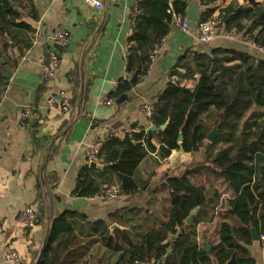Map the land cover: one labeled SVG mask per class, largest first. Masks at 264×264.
Masks as SVG:
<instances>
[{"label": "trees", "instance_id": "trees-1", "mask_svg": "<svg viewBox=\"0 0 264 264\" xmlns=\"http://www.w3.org/2000/svg\"><path fill=\"white\" fill-rule=\"evenodd\" d=\"M224 1L199 0L205 8L199 23L215 17L219 9V29L264 49V0H233L219 8ZM139 6L126 54L127 73L136 76L119 81L109 94L114 102L128 100L147 74L153 50L169 35L174 16L186 15L188 0H141ZM24 14L39 16L32 0H0V59L5 61H0V92L9 83L5 66L16 62L10 42L18 57L33 45L34 30L21 21ZM170 76L148 119L158 129L168 122L167 128L147 133L135 124L124 137L108 134L97 160L107 167L102 171L86 164L74 194L98 197L109 185L118 186L120 195H136L181 149L193 155L205 150L203 166L167 179L146 208L111 215L110 221L124 228L113 235L106 220L90 222L77 211H64L52 222L40 264H256L247 247L254 242L253 229L264 235V55L234 48L188 51ZM215 127L218 135L208 143ZM149 159L151 172L141 173ZM195 208L199 211L187 224ZM43 209L40 205L37 221Z\"/></svg>", "mask_w": 264, "mask_h": 264}, {"label": "crops", "instance_id": "crops-1", "mask_svg": "<svg viewBox=\"0 0 264 264\" xmlns=\"http://www.w3.org/2000/svg\"><path fill=\"white\" fill-rule=\"evenodd\" d=\"M32 1L39 16L32 19L24 14L21 21L34 30L33 45L18 57L15 44L10 42L14 44L10 48L16 62H12L13 68L6 65L12 72L11 79L6 77L5 66L9 83L0 92V264H10L5 261L10 249L25 257L27 264H35L53 220L66 210L77 211L90 222L106 220L111 226L117 224L110 221L111 215L128 208H146L155 190L167 179L203 166L205 150L195 155L177 151L156 169L150 183L136 195L102 200L74 194L79 172L88 164L85 152L91 141L111 133L124 137L135 124L137 130H147L151 125L141 109L154 104L166 89L171 70L186 52L234 48L257 57L264 55L260 49L247 45L241 36L231 39V32L223 28L218 29L209 44L203 45L198 25L205 8L199 0H188L182 18L190 30L183 31L173 22L161 44L162 53L152 60L147 74L127 95L128 100L106 104L111 91L128 75L126 50L135 22L133 0H100L103 10H97L86 0ZM232 1L225 0L219 8ZM218 13L219 9L214 16ZM58 30L64 31L68 39L63 48H56L51 38ZM52 49L60 58L59 73L46 82L43 68ZM50 94L69 98L71 108H49ZM28 109L29 119L23 120L22 114ZM153 144L159 146L156 140ZM151 166L150 159L142 163L141 173H150ZM210 181L216 185L221 182L212 177ZM230 195L227 191L226 197ZM34 204L44 209L41 218L27 228L19 217L27 206ZM247 248L256 264H264V241H254Z\"/></svg>", "mask_w": 264, "mask_h": 264}, {"label": "built area", "instance_id": "built-area-1", "mask_svg": "<svg viewBox=\"0 0 264 264\" xmlns=\"http://www.w3.org/2000/svg\"><path fill=\"white\" fill-rule=\"evenodd\" d=\"M87 3L92 5L97 10H103L104 6L100 0H86ZM141 0H133V17L134 19L140 14V4ZM174 22L179 24L183 31L188 32L190 30L189 24L183 21L182 16L175 15ZM222 25V20L217 16L204 21L198 25V31L200 36V42L203 45L209 44L217 35L219 27ZM239 35L236 32L229 33L231 39H236ZM53 42L56 43V48H63L67 45L68 39L64 31L58 30L52 35ZM244 42L252 47L260 49L264 53L263 48H259L253 44L251 39H245ZM127 51V50H126ZM163 51L161 45H157L152 52V60L159 56ZM60 67V58L56 54L55 50H50L47 58V62L43 68V78L46 82L53 80L59 73ZM106 104H111L112 100L107 98L105 100ZM60 105L62 109L68 111L71 108L69 98L67 97H58L56 94H50L47 100V106L53 108L54 106ZM153 104H148L142 107L141 112L147 118L150 119L154 114ZM30 116V110L24 111L22 114L23 120H28ZM104 139L95 137L91 143L88 145V148L85 152V158L88 163L96 162L98 160L99 154L103 148ZM120 196V189L118 186H109L105 185L102 189L100 196L102 200H114ZM21 223L25 227H31L38 219V206L36 204L27 206L19 217ZM261 241H264V235L261 236ZM5 261L10 264H27V259L22 255L18 254L15 250H8L5 255Z\"/></svg>", "mask_w": 264, "mask_h": 264}, {"label": "water", "instance_id": "water-1", "mask_svg": "<svg viewBox=\"0 0 264 264\" xmlns=\"http://www.w3.org/2000/svg\"><path fill=\"white\" fill-rule=\"evenodd\" d=\"M10 46H11V48H14V44H13V43H10ZM3 63H4V62H3ZM135 76H136V74H133V75H126V78H127V79H130V78H134ZM6 77H7V79H11V77H12V72H11V70L9 69V67H7V66H6ZM125 99H126L125 97L122 98L121 100L118 101V103H122L123 100H125ZM167 126H168V122H167L165 125H163L160 129L155 128L154 126H150V127L147 129V133L164 131V130L167 128ZM217 127H218V126H217ZM217 127H215V128L213 129V131L210 132V133L208 134V136H207V142H208V143H213V142L215 141V139H216V137H217V135H218V131H217L218 128H217ZM179 140H180V142L182 143V141H183L182 136H180ZM181 153L184 154V153H185L184 150L181 149ZM89 165H90V167L93 168V169H98V170H102V171L107 167L106 164H101V163H99V162H97V161H96V162H90ZM198 211H199V208H195V209L193 210V212L191 213V215H190V216L188 217V219L186 220V223H187V224H191V222H192L194 216L198 213ZM117 229H119V230H123L124 228L121 227V226H119L118 224H113V225H111V226H110V233H111V235H113L114 231L117 230ZM50 233H51V232H50V230H49L48 235H47V237H46V239H45V241H44V244H43V246H42V248H41V251H40L39 257H38V259H37V261H36L35 264H40V263H41L42 257H43V255H44L46 249H47V246H48V243H49V240H50ZM252 235H253V240H254L255 242H259V241H260V237L257 235V233L255 232L254 229L252 230ZM206 247H207L206 251L209 252V251L211 250V247L209 246V243H206ZM170 253H171V251L169 252V254H170Z\"/></svg>", "mask_w": 264, "mask_h": 264}]
</instances>
